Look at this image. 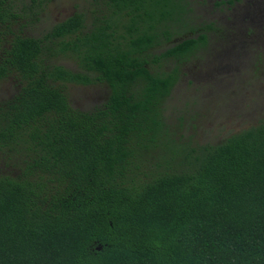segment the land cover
Masks as SVG:
<instances>
[{
  "label": "trees",
  "instance_id": "obj_1",
  "mask_svg": "<svg viewBox=\"0 0 264 264\" xmlns=\"http://www.w3.org/2000/svg\"><path fill=\"white\" fill-rule=\"evenodd\" d=\"M87 2L34 36L15 31L26 5L0 0L17 88L0 99V264H264V118L214 143L170 121L215 21L192 0ZM96 82L106 100L74 106L70 85Z\"/></svg>",
  "mask_w": 264,
  "mask_h": 264
},
{
  "label": "rangeland",
  "instance_id": "obj_2",
  "mask_svg": "<svg viewBox=\"0 0 264 264\" xmlns=\"http://www.w3.org/2000/svg\"><path fill=\"white\" fill-rule=\"evenodd\" d=\"M13 1L26 5L15 31L34 36H41L78 9H86L88 3ZM224 1L192 0L193 19L215 21L217 31L210 33L206 47L183 64L168 103L170 121L180 130L179 120L183 117L180 132L192 142H219L264 118V0ZM172 44H163L153 52L159 53ZM4 45L9 46L8 42ZM56 62L77 69L71 57L60 56ZM14 82L13 78L0 80V99L16 92ZM69 92L74 106L89 110L106 100L109 87L104 82L71 84Z\"/></svg>",
  "mask_w": 264,
  "mask_h": 264
}]
</instances>
